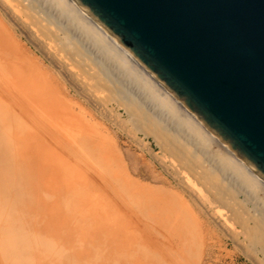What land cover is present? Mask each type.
<instances>
[{
    "label": "bare ground",
    "instance_id": "6f19581e",
    "mask_svg": "<svg viewBox=\"0 0 264 264\" xmlns=\"http://www.w3.org/2000/svg\"><path fill=\"white\" fill-rule=\"evenodd\" d=\"M17 30L42 51L44 55L40 53L63 79L61 84L40 64L36 65L38 73L33 74L24 68L21 71L16 63L11 65L12 58L22 59L23 56L24 46L13 33ZM75 97H80L91 112L117 127L124 128L125 125L113 120L112 103L124 109L129 120L142 123L144 137L153 139L163 152H170L169 158L161 157V164L174 172L191 203L199 204L204 214L231 239L239 241L237 238L242 236L250 243H261L264 253V181L252 169L127 54L74 0H0V131L1 127L8 131L31 129L34 130L30 133L31 141L60 143L63 140L50 132L56 126L78 149H101L103 146L116 155L113 137L96 121L94 114L87 115L86 109L80 107L72 117L62 115L63 108L69 106L72 110L78 104ZM77 116V120H71ZM36 128L50 131L41 134L35 131ZM6 138L7 135L0 134L1 260L6 264H82V254H85V261L94 259L97 254L88 256L91 252L68 256L70 249L67 250L62 241L58 242L60 251L56 241L51 242L47 236L37 234L33 225L25 221V208L20 209L27 198L24 186L4 173L9 149L7 151L1 139L5 141ZM104 149L101 153L105 154ZM101 153L96 160L102 158ZM201 155L205 162L201 161ZM231 185L242 194V200L233 196L232 193L237 191L225 188ZM172 202L178 208H189L182 197ZM70 203V200L66 201L67 209L76 210L75 202V207H70ZM248 204L253 205L252 210L246 207ZM166 214L170 222L176 223L177 210L170 209ZM69 243L74 248L73 242ZM78 243L88 249V242ZM93 246L97 253L113 250L112 244Z\"/></svg>",
    "mask_w": 264,
    "mask_h": 264
},
{
    "label": "rangeland",
    "instance_id": "374dc122",
    "mask_svg": "<svg viewBox=\"0 0 264 264\" xmlns=\"http://www.w3.org/2000/svg\"><path fill=\"white\" fill-rule=\"evenodd\" d=\"M15 32L16 40L24 46L23 56L22 59L12 58L11 65L16 63L21 71L24 68L27 73L33 74L37 71L36 65L40 64L61 84L63 79L45 59L42 51L36 49L26 36L23 38L22 32ZM109 95L107 93L108 98ZM75 99L78 104L72 110L69 106L63 108L62 115L72 117V113L78 112L80 107L86 109L87 115L94 114L96 121L104 125L113 137L116 155L106 151L103 146L101 149H78L75 143L70 139L68 141L67 134L56 126L52 127V131L47 128L41 131L36 128L35 131H50L63 142L31 141L30 133H34V130L18 128L8 131L1 127L0 134L8 137L5 141L1 139V143L7 151L9 149L4 173L24 186L27 198L25 206L20 209L25 208V221L33 225L37 234L47 236L51 242L56 241L59 250L58 242L62 241L67 250L70 249L68 256L74 257L84 252H91L88 256L97 254L89 261H85V254H82V264H264L261 243H250L242 236L237 238L240 242L231 239L204 214L199 204L191 203L174 172L161 164V157L166 155L169 158L170 152H163L153 139L144 137L141 133L142 123L131 118L129 120L126 111L112 103L113 120L125 125L118 128L94 111L91 112L80 97ZM73 119L77 120L78 116ZM103 149L105 154L101 153ZM100 153L102 158L96 160ZM201 161L205 162L202 155ZM217 175L220 176L219 173ZM225 188L237 191L238 196L231 193L243 199L236 187L231 185ZM177 197L186 199L188 210L184 206L176 207L172 201H176ZM67 200L71 201L70 207L76 205L77 209H67ZM246 207L253 209L252 204ZM170 209L177 210L176 223L166 217ZM69 242H73L74 248ZM78 242H88V249ZM97 243L112 244L113 250L97 253L93 246ZM101 249L104 250V247ZM0 264L6 263L0 258Z\"/></svg>",
    "mask_w": 264,
    "mask_h": 264
},
{
    "label": "water",
    "instance_id": "95a60500",
    "mask_svg": "<svg viewBox=\"0 0 264 264\" xmlns=\"http://www.w3.org/2000/svg\"><path fill=\"white\" fill-rule=\"evenodd\" d=\"M264 181V0H74Z\"/></svg>",
    "mask_w": 264,
    "mask_h": 264
}]
</instances>
